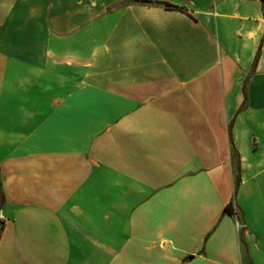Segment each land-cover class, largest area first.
Returning <instances> with one entry per match:
<instances>
[{
	"label": "crops",
	"instance_id": "crops-1",
	"mask_svg": "<svg viewBox=\"0 0 264 264\" xmlns=\"http://www.w3.org/2000/svg\"><path fill=\"white\" fill-rule=\"evenodd\" d=\"M0 190V264H264V0H0Z\"/></svg>",
	"mask_w": 264,
	"mask_h": 264
},
{
	"label": "trees",
	"instance_id": "trees-1",
	"mask_svg": "<svg viewBox=\"0 0 264 264\" xmlns=\"http://www.w3.org/2000/svg\"><path fill=\"white\" fill-rule=\"evenodd\" d=\"M166 6L169 7V8H174V9H178L179 8L177 6H172V5H169V4H166ZM257 60H258V56H257L255 61L257 62ZM0 195H1V190H0ZM231 208H232V204H230L229 207L226 210L230 211Z\"/></svg>",
	"mask_w": 264,
	"mask_h": 264
}]
</instances>
